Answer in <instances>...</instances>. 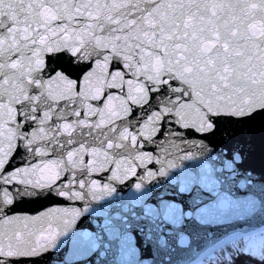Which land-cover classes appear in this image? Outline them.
I'll return each mask as SVG.
<instances>
[{"label":"snow or ice","instance_id":"snow-or-ice-1","mask_svg":"<svg viewBox=\"0 0 264 264\" xmlns=\"http://www.w3.org/2000/svg\"><path fill=\"white\" fill-rule=\"evenodd\" d=\"M0 264H264V0H0Z\"/></svg>","mask_w":264,"mask_h":264}]
</instances>
